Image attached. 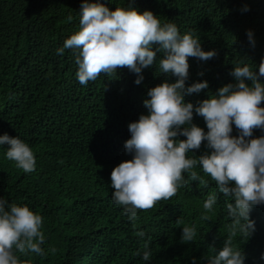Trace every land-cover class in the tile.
Returning <instances> with one entry per match:
<instances>
[{
	"label": "trees",
	"instance_id": "trees-1",
	"mask_svg": "<svg viewBox=\"0 0 264 264\" xmlns=\"http://www.w3.org/2000/svg\"><path fill=\"white\" fill-rule=\"evenodd\" d=\"M81 2L0 0V135L18 136L30 145L36 160L35 170L25 173L5 159L6 146L0 147V198L27 205L42 216L41 247L46 253L15 254L21 264H193V257L196 264H206L228 236L226 205L233 201L218 192L216 182L200 167L195 170L207 183L191 181L185 173L184 187L170 199L138 210L134 222L111 199V171L132 159L124 147L129 123L148 114L144 100L150 88L177 77L158 73L153 65L142 70L143 80L136 84L138 74L122 67L115 76L101 73L81 85L73 50L56 53L79 30ZM99 2L110 10H151L162 24L175 23L181 34L199 38L203 50L217 51L207 61L188 58L186 87L204 80L209 84L200 93L185 95L194 105L235 83L231 71L241 60L259 65L264 59V0ZM247 30L253 31L254 47ZM161 55L157 53V59ZM193 123L208 131L204 118L195 113ZM231 135H238L235 125ZM261 135V129L253 130V138ZM206 152L211 149L202 142L187 156L198 158ZM209 194L218 199L203 219ZM249 218L255 223L253 235L247 240L237 236L233 244L245 253V264H264V204L253 206ZM186 225L197 229L194 242H181ZM141 231L143 237L137 235ZM145 250L151 251L149 262L141 259Z\"/></svg>",
	"mask_w": 264,
	"mask_h": 264
},
{
	"label": "clouds",
	"instance_id": "clouds-1",
	"mask_svg": "<svg viewBox=\"0 0 264 264\" xmlns=\"http://www.w3.org/2000/svg\"><path fill=\"white\" fill-rule=\"evenodd\" d=\"M248 10L247 5L242 8ZM79 16V30L66 38L56 53L73 50L81 85L95 81L101 73L115 76L122 67L138 74L136 84L143 80L142 70L153 65L158 73L177 77L175 82L165 80L150 88L144 100L148 114L129 123L130 138L124 147L132 159L111 171L113 203L134 222L138 210L150 209L184 187L188 183L185 173L191 181L207 183L195 170L200 167L216 182L218 192L233 201L226 205L228 236L206 264H245L246 255L234 246L233 238L247 240L253 235L255 223L249 218L250 210L264 204V135L253 138L254 129L264 131V59L259 65L241 60L231 71L235 83L220 87L194 105L185 101V95L200 93L209 84L204 80L186 87L188 58L207 61L217 55L215 49L203 50L199 38L192 33L181 34L175 23L162 24L151 10H110L99 0H82ZM246 35L254 47L253 31L247 30ZM157 53L162 54L159 59ZM194 113L204 118L208 131L193 123ZM233 125L238 129L237 136L231 135ZM181 135L186 139H178ZM202 142L211 152L188 157L187 153L199 149ZM2 146H6L5 159L14 161L25 173L35 170L34 152L28 143L4 133L0 135ZM217 199V194L208 195L203 203V219H208L207 213L213 211ZM42 223V216L27 205L10 204L0 198V264H21L16 252L46 255L41 247L45 240ZM137 235L145 234L141 231ZM196 235L195 225L183 226L181 242H194ZM141 259L149 262L151 251L145 250Z\"/></svg>",
	"mask_w": 264,
	"mask_h": 264
}]
</instances>
